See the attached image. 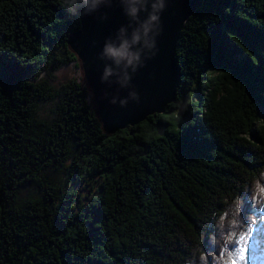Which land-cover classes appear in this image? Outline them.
<instances>
[{
  "label": "trees",
  "instance_id": "16d2710c",
  "mask_svg": "<svg viewBox=\"0 0 264 264\" xmlns=\"http://www.w3.org/2000/svg\"><path fill=\"white\" fill-rule=\"evenodd\" d=\"M87 1L0 0V264L230 262L264 205V0H203L175 101L111 136L55 75Z\"/></svg>",
  "mask_w": 264,
  "mask_h": 264
},
{
  "label": "water",
  "instance_id": "95a60500",
  "mask_svg": "<svg viewBox=\"0 0 264 264\" xmlns=\"http://www.w3.org/2000/svg\"><path fill=\"white\" fill-rule=\"evenodd\" d=\"M202 1L85 3L79 29L67 37L66 45L80 73V89L88 93V104L103 135L111 136L160 114L175 101L180 76L174 58L176 44L184 23ZM125 43L135 59L118 64L105 49H119Z\"/></svg>",
  "mask_w": 264,
  "mask_h": 264
},
{
  "label": "rangeland",
  "instance_id": "374dc122",
  "mask_svg": "<svg viewBox=\"0 0 264 264\" xmlns=\"http://www.w3.org/2000/svg\"><path fill=\"white\" fill-rule=\"evenodd\" d=\"M55 75L59 78L67 76L74 77L78 81L80 80L77 65H69L59 70ZM87 102L89 103V98ZM48 107L49 104L44 103L39 113L43 114ZM22 194H26V190H23ZM259 255L264 257V205L254 217L252 224L238 236L237 247L233 251L230 262L226 264H264V259L262 261L257 259Z\"/></svg>",
  "mask_w": 264,
  "mask_h": 264
},
{
  "label": "clouds",
  "instance_id": "9594fccd",
  "mask_svg": "<svg viewBox=\"0 0 264 264\" xmlns=\"http://www.w3.org/2000/svg\"><path fill=\"white\" fill-rule=\"evenodd\" d=\"M135 11V10H133ZM152 19H155V17H152ZM106 54L109 57H113L116 59V62L119 64L121 60L123 59H127L128 64H131L133 59H135V57L129 56V54L127 53V44H123L121 45V47L119 49H115L113 47H107L105 49ZM109 72H105V76L109 75Z\"/></svg>",
  "mask_w": 264,
  "mask_h": 264
},
{
  "label": "bare ground",
  "instance_id": "6f19581e",
  "mask_svg": "<svg viewBox=\"0 0 264 264\" xmlns=\"http://www.w3.org/2000/svg\"><path fill=\"white\" fill-rule=\"evenodd\" d=\"M257 259L260 260V261H262L264 259V257L261 256V255H259V256H257Z\"/></svg>",
  "mask_w": 264,
  "mask_h": 264
}]
</instances>
